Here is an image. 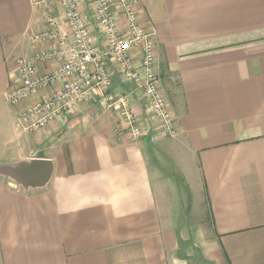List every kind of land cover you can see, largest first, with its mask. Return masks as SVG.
I'll return each mask as SVG.
<instances>
[{
    "label": "crops",
    "instance_id": "obj_1",
    "mask_svg": "<svg viewBox=\"0 0 264 264\" xmlns=\"http://www.w3.org/2000/svg\"><path fill=\"white\" fill-rule=\"evenodd\" d=\"M137 1L174 135L117 73L72 116L25 132L19 114L41 96H6L18 59L57 46L31 38L58 6L0 0V264H264V0ZM124 94L137 140L111 107Z\"/></svg>",
    "mask_w": 264,
    "mask_h": 264
},
{
    "label": "built area",
    "instance_id": "obj_2",
    "mask_svg": "<svg viewBox=\"0 0 264 264\" xmlns=\"http://www.w3.org/2000/svg\"><path fill=\"white\" fill-rule=\"evenodd\" d=\"M37 7L50 9L48 31L31 38L32 43L53 42L50 52L37 55L35 61L18 59L19 86L12 87L7 101L12 107L35 97L33 105L19 114L25 132L36 133L63 116H72L80 106L98 94L111 90L115 74L130 81L141 91L151 112L168 134H175V122L161 89L157 73L156 34L141 24L137 0H87L90 15L78 0H31ZM121 16L125 25L119 22ZM92 21L105 35V46H97ZM139 58L140 69L136 61ZM59 61L53 72L39 74L36 62ZM111 107L127 125L129 135L141 136L138 116L128 95L116 97Z\"/></svg>",
    "mask_w": 264,
    "mask_h": 264
},
{
    "label": "rangeland",
    "instance_id": "obj_3",
    "mask_svg": "<svg viewBox=\"0 0 264 264\" xmlns=\"http://www.w3.org/2000/svg\"><path fill=\"white\" fill-rule=\"evenodd\" d=\"M6 101H7V97H6ZM7 103H8V101H7ZM9 104V103H8ZM10 105V104H9ZM11 106V105H10ZM12 107V106H11Z\"/></svg>",
    "mask_w": 264,
    "mask_h": 264
}]
</instances>
